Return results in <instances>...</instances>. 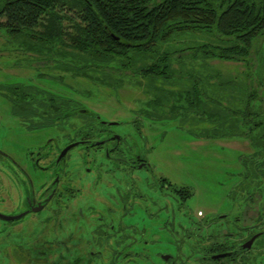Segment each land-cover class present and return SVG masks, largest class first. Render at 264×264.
<instances>
[{"label":"trees","instance_id":"1","mask_svg":"<svg viewBox=\"0 0 264 264\" xmlns=\"http://www.w3.org/2000/svg\"><path fill=\"white\" fill-rule=\"evenodd\" d=\"M1 26L61 71L53 77L62 83L64 72L111 89L124 77L139 76L146 80L141 104L148 115L158 108L200 123L193 129L200 138L245 139L252 150L241 159L237 187L227 195L232 199L238 190L243 210L256 202L257 214L264 215V50L253 52L264 35V0H0ZM196 31L212 32L214 39L185 38V46L169 47ZM214 58L244 68L238 76L221 77L207 68L206 60ZM184 59L185 67L179 66ZM181 77L190 84L155 83L176 85L185 82ZM0 93L28 128L48 125L55 114L63 117L64 107H81L72 96L28 82L0 84ZM37 107H45V116L34 125ZM81 130L78 135L87 136ZM182 192L185 198L192 193L187 186Z\"/></svg>","mask_w":264,"mask_h":264},{"label":"flooded vegetation","instance_id":"2","mask_svg":"<svg viewBox=\"0 0 264 264\" xmlns=\"http://www.w3.org/2000/svg\"><path fill=\"white\" fill-rule=\"evenodd\" d=\"M13 108L9 112L17 123L33 134L34 150H26L25 161L0 148V193L9 194L0 202L9 205L18 200L9 212H0L25 211L0 221L13 229L24 216L34 219L41 214L35 222L44 230L50 223L53 237L42 242L41 258L7 249L0 254V264H35L36 260V264H181L183 243L188 250L185 258H191L192 264H252L253 255H264V215L257 214L256 202H249L245 210L242 203L240 214L231 217V229L219 220L215 231H202L211 217L204 219L200 210L196 221L185 217L190 226L178 223L175 228L173 210L180 211L185 203V185L154 173L143 155L131 146L127 150L124 136L110 127L118 120L103 119L88 107H64L63 117L52 115L51 123L44 125L45 107H37L39 112L31 114V121L35 125L38 117L43 124L28 128ZM78 113L87 117L80 126L68 121ZM63 121L71 131L63 144H57L56 135H43L45 128ZM80 130L87 136L78 135ZM73 141H82L75 145L83 149L75 159L78 167L66 172L60 163L75 145L57 163L55 157ZM103 176L114 179L109 182ZM100 181L102 193L97 190ZM161 235L166 239L159 243Z\"/></svg>","mask_w":264,"mask_h":264},{"label":"rangeland","instance_id":"3","mask_svg":"<svg viewBox=\"0 0 264 264\" xmlns=\"http://www.w3.org/2000/svg\"><path fill=\"white\" fill-rule=\"evenodd\" d=\"M18 35H9L2 26L0 27V84L32 83L57 93L72 96L80 102L82 107L96 110L97 115L103 119H113L116 122L118 120V123L110 125V127L124 136L122 143L125 144L127 150L132 148L143 155L154 173L165 176L172 183L185 185L191 190V195L185 199L180 211L176 208L173 210L175 228L178 223L190 226V220H186L185 217L196 221L199 218L197 210L203 213L204 219L211 217L207 220V227L202 231L207 233L215 231L216 222L219 220L223 221V225L227 228H232L231 217L240 214L242 199L237 195L238 190L232 199L228 197L227 193L233 188L236 189L240 177L239 172L242 168L241 159L252 150L245 139L238 137L200 138L195 136L193 130L195 127L201 126L200 123L190 124L185 121V117L182 118L179 115H163V109L158 108L155 109L157 113L148 115L145 111L147 107H142L141 104L146 97L144 92L146 80L139 76L124 77L120 87L115 89L106 85L97 86L86 78L74 77L68 72H64L66 83H62L53 77L62 74V72L50 64V66H46L42 56L28 48L29 43L23 42L21 39L23 37ZM176 38L172 44H169V47L185 46V38L191 43H200L214 39V36L212 32L196 31L184 33L181 39L179 37L176 40ZM254 47L253 52L260 47L261 50H264V35L254 42ZM251 58L253 59L254 56ZM183 63L176 65L174 61L173 67H185V59ZM206 65L207 68L213 66L214 71H218V75L221 77L238 76L244 68L240 62L215 58L207 59ZM177 73L184 75L180 72ZM180 79L183 80L185 77ZM255 80L259 84L258 81L262 79L257 77ZM262 82V86H264V79ZM155 83L172 88L177 86L184 88L183 86L189 85L190 81L189 78H186L185 82L169 85L164 82L160 83L158 79ZM9 107L8 101L0 93V148L12 154L13 157L26 161V150H34L33 134L17 123L18 120L9 112ZM78 114L73 115L71 119L68 118V121H76L80 126L87 117ZM66 125L63 121L60 126L45 128L43 135H56L57 144L61 145L71 133L70 128ZM82 149L80 145L69 149L60 163L66 172L78 167L75 159ZM88 178L89 176H86V179ZM105 179L110 182L114 178L106 176ZM103 183V181L98 183L97 190H100L101 193L104 191ZM7 196L9 194L6 191L0 193L1 198H7ZM9 203V205H2L0 202V211L9 212L12 206L18 203V200H12ZM222 213H226L224 218L215 217V214ZM39 216L41 214H36L34 219ZM34 219L24 216L13 229L0 221V254L5 255L7 249H12V253L14 249H17L23 253L26 252L28 257L33 259L42 257L38 256V253L45 249L42 242L53 237V226L48 223L44 230L42 225L39 226ZM162 239H166L165 235H161L159 243ZM262 245L264 248V239ZM180 253L182 254L180 256L181 264L193 263L191 258H185V254H188L185 243H183ZM251 263L264 264V255L257 257L253 255Z\"/></svg>","mask_w":264,"mask_h":264},{"label":"water","instance_id":"4","mask_svg":"<svg viewBox=\"0 0 264 264\" xmlns=\"http://www.w3.org/2000/svg\"><path fill=\"white\" fill-rule=\"evenodd\" d=\"M107 32H108L112 37H115V36H114V35H113L108 29H107ZM78 142H82V141H73V142H70V143L64 145V146L60 149V151L58 152V154L56 155V157H55V162L57 163L61 158H63L65 151H66L69 147H71V146L77 144ZM35 209H37V208H33V210H35ZM24 212H25V211H21V212H19V213H17V214H13V215H10V214H3V213L0 212V217L3 218V219H6V220H7V219H11V218L18 217V216L22 215ZM216 256H217V254L212 255V257H216Z\"/></svg>","mask_w":264,"mask_h":264}]
</instances>
